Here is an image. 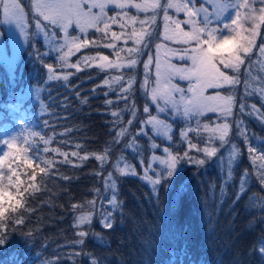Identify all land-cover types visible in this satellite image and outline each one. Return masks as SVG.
<instances>
[{
    "label": "trees",
    "instance_id": "16d2710c",
    "mask_svg": "<svg viewBox=\"0 0 264 264\" xmlns=\"http://www.w3.org/2000/svg\"><path fill=\"white\" fill-rule=\"evenodd\" d=\"M94 34L91 32V35ZM262 39L263 35L260 41ZM37 47L44 51L40 40L31 36L29 52L22 55L14 72L11 75L0 73V128L10 126L15 129L18 134V146L27 149L26 155L33 160V167L37 164L43 167V159H63L51 152V149L56 147L71 152L75 150V143L80 142L84 146L80 150L81 155L102 150L114 136V132L109 131V122L113 119L110 112L125 107L122 100L111 108L104 102L105 99L116 101L118 92H109L105 97L104 92L108 91L103 85L106 74L87 66L81 67L80 71L71 70L66 82L61 79L44 85L43 82L47 79L46 70L34 55H29ZM106 52L96 49L87 51L86 54ZM43 59L53 64L56 72H61V69L55 67L54 57L45 56ZM141 60H144V56ZM142 67L141 62L135 69L138 82L132 93L134 102L141 100L139 81H142ZM256 76V89L259 91L264 86V75L256 72ZM38 86L41 88L38 101L31 97L20 98L27 88ZM93 89H96L95 93ZM236 90L237 114L242 89ZM258 91L253 102L260 112H264V101ZM85 97H88V103L81 105L79 100ZM50 101L54 106L48 107L47 112L54 115L42 113L40 109L41 102L47 107ZM62 101L66 103H61ZM131 101L128 103L131 104ZM136 110L137 120L142 114V106L136 107ZM45 119L50 121L48 125H45ZM129 119L133 117L129 112H125V126ZM240 121L243 122L241 127L247 136V142L239 134L233 120L229 142L223 147L218 146L216 156L206 158L203 152L191 150L192 155L204 158L205 164L197 166L181 163L171 187L161 184L156 193L140 179L141 161L147 162L153 153L148 148V139L141 138L140 146L133 150L126 147L135 127L131 125L129 135L121 144L115 145L112 156L116 157L122 152L125 157L123 163L130 164L136 170V175L121 176L114 173L121 206L114 211L112 228H104L101 225V217L97 211L93 212L90 226H81L80 229L74 227V217L80 213L73 211L72 205H83L86 201L93 200L95 194L90 189L103 188L102 181L92 174L98 167L94 158H90L80 167L60 164L58 171L57 167H53L51 174L44 177L42 184L40 176L43 174L39 172V168H35L36 183L42 190L35 193V198L29 196L28 204L34 211L26 214L28 218L25 224L18 226L17 231H10L7 243L0 246V264H44L47 260L57 258L61 264H72L68 253L77 252H83L85 255L76 256V264H90L91 258H95L98 264H264V259L253 251L264 239V184L258 179L248 153L249 147L255 150L256 156L264 153V122L251 115ZM186 123L189 122H173V141L168 144L160 142L159 145L169 147L175 154L182 155L184 151H188L187 144L182 143L179 136ZM66 129L74 131L69 132L67 136H61L60 133ZM31 132L54 139L44 145L39 137L31 136ZM190 138L200 148L207 147V140L202 133L200 136L190 133ZM64 140L70 142L61 143ZM233 146L238 151L233 158L234 165L229 170L232 172L230 179L226 173L229 171L225 156L228 152H234ZM45 147L49 148V152L44 151ZM155 154H160V150H156ZM70 158L74 164L79 163L76 157ZM15 166L13 164V167ZM110 168L109 163L105 174ZM156 169L163 170L159 167ZM19 171L26 186L29 183L28 174L32 169L20 165ZM245 171L248 173L244 178L246 190L237 199L241 177ZM6 172L7 165L2 168L1 173ZM61 175L70 179L64 180ZM181 186L184 191L176 202V192ZM8 190L15 192L14 188ZM110 195L111 193L103 202L96 201L97 210L101 209V203L108 207L107 199ZM30 230L33 235H24ZM79 230L88 234L82 238V245H74Z\"/></svg>",
    "mask_w": 264,
    "mask_h": 264
},
{
    "label": "snow or ice",
    "instance_id": "6c2138e0",
    "mask_svg": "<svg viewBox=\"0 0 264 264\" xmlns=\"http://www.w3.org/2000/svg\"><path fill=\"white\" fill-rule=\"evenodd\" d=\"M212 5V12L203 7H196L195 0H31V20H35L34 30L44 34V39L49 36L61 37L63 43L57 39L56 43L59 47L54 48L56 55L55 67L63 69L64 67H77L80 63H85V66L91 67L93 60H99L95 67L101 71L108 69L115 70L118 74L107 77L103 80V85L107 86L108 91L104 92L105 97L109 92L117 91V100L105 99V105L109 108L113 104H118L121 100L125 104L124 108L113 110L110 112L113 118L109 123L110 132H114V136L106 143L102 150L85 152L81 155L80 150L84 147L82 143L77 142L71 152L64 151L59 147L52 148L51 152L56 153L63 159L57 161L55 157L43 159V167L37 164L33 167V160L26 155L27 149H22L18 146L17 136H12L3 143L9 151H3L0 155V168L7 165V172L0 173V246L7 243V237L10 231H17L18 226L25 224L27 213L34 211L29 204V196L35 198V193L42 190L40 185L36 183L37 172L35 168H39L41 184L44 177L50 175V170L60 164H70L74 167H80L90 158H94L98 162V167L93 170L103 183V188L94 187L90 189L95 195L93 200L86 201L83 205L73 204V211L80 214L74 217V227L80 229L81 226H90L93 219V212L97 211L101 217L100 223L104 228L113 227L114 211L119 209L121 202L118 201V184L114 173H119L121 176L131 174L136 175V170L130 164L121 163L125 160L122 152L120 155L113 157L112 152L115 145L122 143L125 137L129 135V129L138 116L134 96L135 85L138 82L135 74V69L138 63H143L144 78L139 81V86L142 95L146 98L143 106L144 117L139 119V131L133 134L135 136H144L149 141L153 137L146 131V127L151 125V130L157 135H161L167 141H173V127L170 123L160 119L158 115L152 114V106H155L157 113H165L169 109L174 116H179L186 121L195 120L196 127L188 126L182 128L179 136L180 141L187 143L188 151H184L182 155L179 153L173 154L169 147L163 148V156L153 155L151 160L144 162L143 175L140 176L142 181H146L151 185V190L156 193L161 184L171 187L173 177L177 175L181 163H190L197 166L204 165L206 160L198 158L191 154V150H196L197 153L203 152L206 158H212L217 155V147L207 146L200 148L197 143H193L190 138V133H195L200 136V128L210 133L209 141L215 137L219 140L221 147L229 141V123H223L216 127H211L209 123L201 124L202 118L206 113H219L217 119H226L232 117L233 105L235 103V86L241 84V66L246 60L250 62L249 53L252 52V45L256 41L258 31L264 26V0H209ZM256 5H259L257 7ZM112 9L115 14L109 16L108 9ZM135 9L136 13H145V18L140 19L137 14L129 13L130 9ZM232 8L235 12L234 16H230V23H225L224 13ZM169 10H173L176 14L182 13L184 19L177 18L176 15H170ZM150 13V14H149ZM163 14L164 31L162 33L163 41L155 44L154 54L149 52L146 60H141V56L146 49L152 47L151 41L158 38L156 30L158 15ZM202 17V18H201ZM31 20L26 19L25 9L22 7L21 0H0V24L15 25L19 30L21 37L26 41L29 40ZM213 20L222 22L223 28L214 27ZM139 25V31L136 25ZM247 24L248 28L244 25ZM112 25H118L120 32L112 30ZM148 25L149 27H145ZM131 29V31H128ZM89 30H94L100 34L96 40L89 38ZM248 33L245 35V33ZM226 33V34H225ZM110 34V39H109ZM131 40L134 47L125 49L118 46L116 41L123 38ZM104 47L112 50V54L116 57L115 60H110L107 55L97 54L96 57L86 56L82 60L77 61V64H69L68 56L79 52L82 48L89 46ZM68 48L65 52L64 49ZM261 55H264V46L260 48ZM29 55H34L41 63L43 69L46 70V81L54 80L68 81L69 74L57 76L54 73V65L43 59L45 56L52 55V52L42 51L40 47L35 48ZM180 61V64L173 61ZM222 66V67H221ZM154 67V77L152 68ZM122 69L133 70L131 75L125 78V73ZM225 70H231V73ZM176 81L187 82V87H182ZM127 87H124V83ZM245 89L247 90V81H244ZM113 85H117L114 88ZM226 86H230L227 94L222 95L221 90ZM99 87V86H98ZM40 90L38 86L35 88V95L40 99ZM208 90H216L214 95H209ZM93 93L96 89L92 90ZM261 99L264 101V86L259 89ZM247 94H252L248 92ZM50 95V93H49ZM79 97V93H77ZM129 100L133 103L129 104ZM150 101V103L148 102ZM61 103H66L62 101ZM81 105L88 103V97L79 100ZM54 105L50 101L46 105L41 102L40 109L42 113H48V107ZM246 105L240 103L239 111L243 113ZM251 109L264 122V112L256 109L255 105ZM125 112H129L133 119L127 120V126L123 120ZM249 114H252L250 112ZM45 125L50 123L45 119ZM242 121L235 120L236 128L239 134L243 136L247 142V136L244 133ZM74 129H66L61 136L67 134ZM216 133H219L216 136ZM31 136L39 137L44 145H48L53 141V137H47L37 132H31ZM27 141V136L24 137ZM64 140L61 143H69ZM128 148L132 147V143L127 144ZM150 149L156 150L159 145L155 142L150 143ZM232 156L236 155L235 146ZM44 151L49 152V148L45 147ZM255 150L252 147L248 148L251 163L256 171L257 177L261 184H264V153L259 156L254 155ZM11 157V158H10ZM70 157H76L79 163H73ZM157 162L161 170L154 168V163ZM111 164V168L106 167ZM13 164L16 166L13 167ZM20 165L25 168H31L32 172L28 174L29 183L25 186V181L21 179ZM153 173V175H150ZM248 173L245 171L241 177L237 199L245 192L244 178ZM229 178H232V172L228 173ZM64 180L70 179L68 176L61 175ZM5 179L7 184H5ZM14 188L15 192L8 189ZM184 188L181 186L176 192V202L179 201ZM111 193L107 199L108 207L101 203V209H96V201L101 202ZM7 205V207L5 206ZM87 209V210H85ZM111 209V210H109ZM88 233L84 230L77 232L78 239L74 245H82L84 237ZM26 236H31V230L24 233ZM72 245V246H74ZM253 251L257 252L264 259V239L260 241L258 247ZM85 255L83 252L68 253V257L72 259V264H76L75 257ZM90 256V254H87ZM44 264H61L59 258L56 260H47ZM90 264H98L95 258L90 259Z\"/></svg>",
    "mask_w": 264,
    "mask_h": 264
},
{
    "label": "rangeland",
    "instance_id": "374dc122",
    "mask_svg": "<svg viewBox=\"0 0 264 264\" xmlns=\"http://www.w3.org/2000/svg\"><path fill=\"white\" fill-rule=\"evenodd\" d=\"M21 2H22V7L25 9L26 19L31 20V16L33 15V13L31 12V8H30L31 0H21ZM137 2H140V0H137ZM195 5H196V7H200L202 5L203 7L208 9L209 13H211L212 10H213L211 3H209V0H195ZM256 6L259 7V5H256ZM129 13H130V15L131 14H137L136 10L134 8L130 9ZM114 14H115V12L111 8L108 9V15L109 16L114 15ZM169 14L170 15H176L177 18H179V19H184L185 18L182 13L176 14L173 10H169ZM137 15L139 16L140 19H144L146 14L141 12V13H138ZM234 15H235V12L233 11V9L229 8L228 12L224 13V18L225 19H224L223 22L230 23L231 22L230 21V16H234ZM34 24H35V20H31L30 28L32 29V31L30 32V36H29V40L28 41H26L23 37H21L20 32L15 27V25L0 24V73L3 72V73H7V74L11 75L14 72L17 64L22 59V55L24 53L27 54L29 52V46L31 44V36H34V38L39 39L40 42L44 46V51L52 52V55H50V56L54 57L55 61H56V55L57 54L54 51H52V50L54 48H56V47H59V44L56 43L57 39H59V42L61 44L63 43L62 34H61V37H59V38L53 37V36H49L48 39L45 40L43 33L35 32L34 27H33ZM212 26L223 28V23L213 20V25ZM136 27H137V30L139 31V25L138 24L136 25ZM145 27L147 28L149 26L145 25ZM244 27L248 28V25L245 24ZM112 30L116 31L118 33L121 31L118 25H112ZM156 30H157V33H158V38L151 41L152 47L150 49H146L145 50L144 54L142 55V56H144V60L147 59V56H148L149 52L154 54V52H155V44L156 43H160V42L163 41L162 33L164 31V22H163V14L162 13H160L158 15ZM262 30H263V32H262ZM128 31H131V29H128ZM91 32L95 33V31L94 30H89V34L88 35H89V38L92 39V40H96L100 36V34H97V33H95L94 35H91ZM247 34L248 33L246 32L245 35H247ZM261 35H263V39L260 41ZM109 39H110V34H109ZM263 42H264V26H262V28L258 31V35L256 37V41L252 45V52L249 53V56L251 57L250 62L246 60L245 64L241 66V73L239 75H240V78H241L242 82H241V84L236 85L235 89H234V93L237 92L236 89H242L240 103H244L246 105L245 111L243 113H241L239 111V106H240V103H239V105L237 106L238 107V112H237V114L235 113L236 112L235 106H236V103H237V99H236V97H234L235 98V103L233 105V113H234V115L232 117H228L226 119H223V118L217 119L219 113H206L205 117L202 118L201 124L209 123L211 127H216V126H218L220 124H223V123H229V136L227 137V139H229L230 134H231V129H232L231 122L233 120H237V119L241 120L244 117H249L250 115L254 116L255 118L257 116V114H255V112H253V110L251 109V106L252 105L256 106V104L253 102L254 100H256V93L258 91V89H256V86L258 87V85H256V82H257L256 78L258 79V76H256V72H260V74L264 75V55H261V53H260L261 46H264ZM116 43L118 44L119 47L125 49V52L121 53V55H125L128 48L134 47L133 42L131 40H127L126 37L121 39L120 41H116ZM96 49H102V50L107 51L106 54H100V55H107V56H109L110 60H115L116 59V57L112 54V50L111 49L104 48L102 46L94 47V46L90 45L87 48H82L79 52H76V53H74L72 55H69L68 58H67L68 59V63L69 64H77V61L82 60V58L86 57V56L96 57L98 53H94L92 55L89 54V53L86 54L87 51H90V50L94 51ZM64 51L67 52L68 48H65ZM173 62L177 63V64L181 63L180 61H177V60H174ZM97 63H99L98 59L97 60H93L91 67H94V68L100 70L99 68L95 67V65ZM83 66H85V63H83V62L77 65V67H79V68H81ZM53 70H54V73L57 76H63L64 74H69L71 70H77V68L76 67H64L63 69H61V72H56L55 68H53ZM121 71H123L125 73V78H127V76L131 75L132 72H133V70H130V69H122ZM154 71L155 70H154V67H153L152 68L153 77H154ZM225 71H228V72L231 73V70H225ZM101 72L106 74V78L118 74L115 70H112V69H108L106 71H101ZM135 74H136V71H135ZM140 77H142V80H143V78H144L143 67H142V73H141ZM245 80L247 81V84H248L247 90L245 89V83H244ZM176 82L179 83L182 87H185V88L187 87V82H185V81H176ZM262 83L264 84V80H263ZM261 86L262 85L260 84V87ZM105 87L107 88V86H105ZM113 87L117 88L118 86L117 85H113ZM124 87H127V83L126 82L124 83ZM229 87L230 86H226L225 89L221 90V94L222 95L227 94ZM107 90H108V88H107ZM215 91L216 90H208L207 94L214 95ZM248 92H251L252 94L249 95V94H247ZM258 94L260 95V98H261L260 91H258ZM140 95H141V100L140 101L136 100V102H135L136 107H139L140 105L142 106V114L138 117L139 119L141 117H144L143 106H144L145 99H146L142 95V91H141ZM235 96H236V94H235ZM28 97H31L34 101H38L39 100V99L36 98L35 88H32V87L27 88L25 90V92L20 95L21 99L22 98L23 99H27ZM148 102L150 103V101H148ZM132 103H133V101H131V104ZM256 109H259V108L256 106ZM250 112H252V114H249ZM152 114L153 115H158L160 117V119L165 120L166 122L170 123L171 125L175 121H186L185 119H183V118H181L179 116H174L170 109L167 112H165V113H157L155 111V106L154 105L152 106ZM139 119H137L136 122L133 123V125L135 127H134V130L131 131V134H130V137H129L130 138L129 143H132V147L130 148L131 150H133L135 147H139L140 146L139 140L141 138H146L144 136H135L136 139L133 138V134L137 133L139 131V128H140ZM187 122H189V121H187ZM188 126L196 127L195 120L194 119L191 120L190 124L186 123L184 128H186ZM146 131H148L149 135H151L153 137L152 141L148 140V142H147L149 150L151 152H153V153L150 154V156L148 158V161L151 160V157L153 155L163 156L164 155L163 148L166 147V146L163 145V144L159 145V143L161 142V143L168 144L170 141H167V139L165 137L161 136V135H157L156 133H153L152 130H151V125H148L146 127ZM200 133H202L204 135V137L206 138L207 146L211 145L213 147H217V149L219 147H221L219 140L216 139L215 137H213L209 141L210 133L204 131L202 126L200 128ZM218 135H219V133H216V136H218ZM12 136H17L18 137V134L15 131V129H13L10 126H6V127L0 128V141L1 142L4 141V140L9 139ZM152 142H155V143H157L159 145V147L156 150H160V154H155L156 150L150 149L149 145ZM17 144H18V140H17ZM184 144H187V143H184ZM3 151H9V149L7 148V146L5 144L2 143V151H0V155L3 154ZM232 153H233V151L232 152H228L227 155L225 156V160L227 162L226 165L228 167V171L230 169H232V167L234 165V162H233V160H234L233 158L234 157L232 156ZM173 154L175 155V153H173ZM153 163H154V168H156V167L162 168L157 162H153ZM123 166H124V163L122 162L121 163V167H123ZM143 170L144 169H143V164H142L141 176L143 175ZM1 172H2V168H0V173ZM226 173L228 175L229 172H226ZM128 175H131V174H128ZM150 175H153V173H150ZM144 182L147 183L146 181H144ZM148 185L151 186L150 184H148Z\"/></svg>",
    "mask_w": 264,
    "mask_h": 264
}]
</instances>
